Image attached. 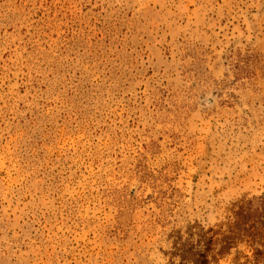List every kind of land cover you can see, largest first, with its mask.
<instances>
[{"label": "rangeland", "instance_id": "374dc122", "mask_svg": "<svg viewBox=\"0 0 264 264\" xmlns=\"http://www.w3.org/2000/svg\"><path fill=\"white\" fill-rule=\"evenodd\" d=\"M0 264H264V0H0Z\"/></svg>", "mask_w": 264, "mask_h": 264}]
</instances>
